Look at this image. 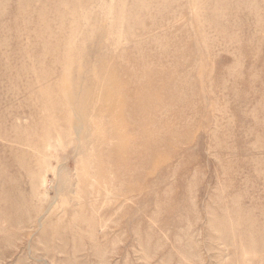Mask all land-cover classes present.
<instances>
[{
    "label": "rangeland",
    "instance_id": "1",
    "mask_svg": "<svg viewBox=\"0 0 264 264\" xmlns=\"http://www.w3.org/2000/svg\"><path fill=\"white\" fill-rule=\"evenodd\" d=\"M0 264H264V0H0Z\"/></svg>",
    "mask_w": 264,
    "mask_h": 264
}]
</instances>
